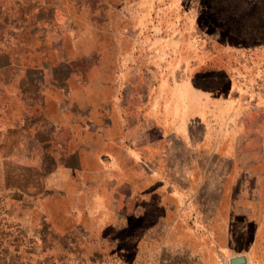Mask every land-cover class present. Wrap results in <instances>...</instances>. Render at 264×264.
Returning <instances> with one entry per match:
<instances>
[{
	"label": "rangeland",
	"instance_id": "obj_1",
	"mask_svg": "<svg viewBox=\"0 0 264 264\" xmlns=\"http://www.w3.org/2000/svg\"><path fill=\"white\" fill-rule=\"evenodd\" d=\"M203 69L221 70L198 81L206 89L227 90L225 69L264 91V0H0V264H189L150 210L141 224L104 195L107 209L81 208L94 205L88 188L65 167L95 139L80 129L88 113L62 114L42 90L74 72L117 80L138 106Z\"/></svg>",
	"mask_w": 264,
	"mask_h": 264
},
{
	"label": "crops",
	"instance_id": "obj_2",
	"mask_svg": "<svg viewBox=\"0 0 264 264\" xmlns=\"http://www.w3.org/2000/svg\"><path fill=\"white\" fill-rule=\"evenodd\" d=\"M220 71H195L138 106L123 98L117 80L74 72L42 94L54 93L58 112L71 118L76 107L88 113L80 129L95 139L81 140L70 159L77 165L65 167L88 188L94 205L81 208L107 209L98 205L104 195L141 213V224L150 210L167 228L164 241L182 242V250L170 247L172 257L181 253L189 264H231L235 256L244 257L238 264H264V91L240 88L225 69L226 91L199 84ZM89 83L109 90L74 88ZM86 160L97 168H83Z\"/></svg>",
	"mask_w": 264,
	"mask_h": 264
},
{
	"label": "water",
	"instance_id": "obj_3",
	"mask_svg": "<svg viewBox=\"0 0 264 264\" xmlns=\"http://www.w3.org/2000/svg\"><path fill=\"white\" fill-rule=\"evenodd\" d=\"M230 263L231 264H238L244 262V257L243 256H235L230 258Z\"/></svg>",
	"mask_w": 264,
	"mask_h": 264
}]
</instances>
